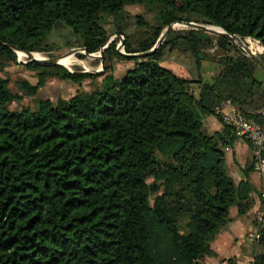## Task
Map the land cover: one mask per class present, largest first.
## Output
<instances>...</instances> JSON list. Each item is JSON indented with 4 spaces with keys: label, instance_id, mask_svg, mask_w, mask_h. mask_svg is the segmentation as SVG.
Instances as JSON below:
<instances>
[{
    "label": "trees",
    "instance_id": "trees-1",
    "mask_svg": "<svg viewBox=\"0 0 264 264\" xmlns=\"http://www.w3.org/2000/svg\"><path fill=\"white\" fill-rule=\"evenodd\" d=\"M129 4L143 11L130 15ZM104 14L125 52L149 50L179 20L264 46V0H0V70L17 62L12 45L51 51L55 28L99 50L109 35ZM213 47L218 67L207 77L203 60ZM173 49L192 57L193 74L159 62ZM257 56L264 62V50ZM121 58L133 64L117 75L113 62ZM100 60L99 72L28 60L37 79L16 78L18 91L0 74V264H207L229 207L242 209L251 189L226 169L234 131L214 106L230 98L246 116L258 115L257 61L229 35L189 26L171 27L144 55L121 52L113 39ZM51 76L89 77L92 87L11 106ZM210 113L222 130L205 129ZM257 245L254 264H264V218Z\"/></svg>",
    "mask_w": 264,
    "mask_h": 264
},
{
    "label": "rangeland",
    "instance_id": "rangeland-1",
    "mask_svg": "<svg viewBox=\"0 0 264 264\" xmlns=\"http://www.w3.org/2000/svg\"><path fill=\"white\" fill-rule=\"evenodd\" d=\"M126 8H127V12L130 15L136 12L143 11V6L139 4H129L126 6ZM151 16H152L151 13L147 14V17L151 18ZM127 19H128L129 29L130 28L135 29L136 26L133 23V20L130 19V16H128ZM102 20H103L104 25L108 29L109 41L115 39L117 49L124 51V47L122 44L123 35L119 34L118 32L114 30V25L112 24L111 17L107 14H104L102 17ZM207 25L215 27V28H219L216 25H212V24H207ZM182 26H186V25L181 22H177V21L172 23V27H182ZM166 27L167 26L163 28V31L160 33V35H163V33L166 30ZM49 40L54 43L53 44L54 48L51 51L31 50L32 53H34L32 55L36 57H49V56H56L57 58L60 57L59 62H60V59H66L69 57L70 60L67 63H61V64H63L70 70L77 69V70H84V71L89 70V71H97V72L102 70V62L100 60L101 56L99 55V51L97 50L94 52V53H97L98 56H92V55L85 53L84 49L77 45L78 44L77 39L71 31L55 28L51 32L49 36ZM232 40L236 44H238L242 49H244L243 46L248 47L256 55L258 52L263 51V50H258L257 46L251 47V44L254 45L255 40L251 38L250 36H244V37L236 36L235 38H232ZM166 49H168V46L166 47ZM18 50H21V52H19ZM15 52H16L17 62L7 65L3 70H0V74L8 76L11 79L9 86L12 88L13 91H18L17 87L14 85V80L16 78L25 77L31 82H35L37 77H36L35 69L30 68L26 65V62L29 60L31 55L30 54L28 55L27 52H25L22 49H15ZM78 52H83L85 53V55L80 56L78 55ZM209 53L213 54L212 59L207 58L203 60L204 64H203V71H202L203 74L207 77L211 75V73H213V70H216L215 69L216 67H218L217 61H215L217 50L214 47L210 48ZM159 62L168 67L176 65L177 70H181V71L185 70V72H187L188 75L192 73V69L194 67L192 57L188 56L187 54L185 55L181 54V52H179L177 49H173L172 51L165 50L163 58ZM132 64H133L132 58H121V59L114 60L113 69H114L115 74L120 75L124 71L125 68H127L128 66ZM256 74L257 76H260L261 78L264 79V67H261L258 64ZM100 78H101L100 74L95 76V79H100ZM91 87H92V80L89 77L83 78L80 81H73L70 79L51 76L47 78L44 85L39 88L38 92L35 95L25 94L23 95L20 101L18 102L13 101L11 106H20L22 104L33 106L35 104V100L37 97L48 96L54 100L58 97H68L72 93H74L77 89L89 90ZM261 185H263L264 187V184H261ZM253 221H254V224L258 223L256 219ZM252 243L253 245H250L249 247L251 250L250 253H253V251H256L258 249L257 242L252 241ZM241 258L242 256L240 258H237L238 260L236 262L237 264H244L243 262L246 259L240 260Z\"/></svg>",
    "mask_w": 264,
    "mask_h": 264
},
{
    "label": "crops",
    "instance_id": "crops-1",
    "mask_svg": "<svg viewBox=\"0 0 264 264\" xmlns=\"http://www.w3.org/2000/svg\"><path fill=\"white\" fill-rule=\"evenodd\" d=\"M171 68L179 74L188 75L185 70H177L176 65L171 66ZM229 108L230 105L223 101L222 110L227 111ZM202 121L205 129L209 132L223 129L222 121L216 114H205ZM224 151L225 166L228 173L232 175L235 182L239 180L248 181L251 184V189L248 191V198H244L242 209L239 210L237 204L229 207L231 220L211 240V247L215 250L216 255H206L204 260L207 264H237V258L242 256L240 260L246 259L243 263L247 264L255 251L250 253L249 247L253 245L252 241L254 242V240L248 239L245 232L257 225V223L254 224L253 220L256 219L258 222L259 215H264L262 208L264 196L261 194L262 182L253 172V152L248 139L234 133L232 141L226 144Z\"/></svg>",
    "mask_w": 264,
    "mask_h": 264
},
{
    "label": "built area",
    "instance_id": "built-area-1",
    "mask_svg": "<svg viewBox=\"0 0 264 264\" xmlns=\"http://www.w3.org/2000/svg\"><path fill=\"white\" fill-rule=\"evenodd\" d=\"M253 38V37H251ZM257 44L258 50H264V46L256 38H253ZM262 94L264 95V82L262 84ZM224 103L230 105L229 110H222V103L215 104L216 112H219L225 122L230 124L234 133L239 136L246 137L253 152L252 168L257 178L264 184V104L257 109L256 117H248L239 108H237L230 98L224 99ZM261 194L264 196V187L262 185ZM263 215H259L257 225L248 229L245 236L257 242L261 234L263 224ZM247 264H254V255L249 258Z\"/></svg>",
    "mask_w": 264,
    "mask_h": 264
},
{
    "label": "water",
    "instance_id": "water-1",
    "mask_svg": "<svg viewBox=\"0 0 264 264\" xmlns=\"http://www.w3.org/2000/svg\"><path fill=\"white\" fill-rule=\"evenodd\" d=\"M177 22H181L183 24H185L186 26H189V27H192V28H202V29H207L209 31H213V32H219V33H224V34H227L229 35L230 37L232 38H235L236 35L235 34H230V33H227L225 30H223L222 28H215V27H212V26H209L205 23H202V22H196V21H193V20H188V21H177ZM172 27V24H169L167 25L166 27V30L165 32L163 33V35H160L156 42L153 44V46L147 50V51H138V52H125V51H121V52H124L126 54H130V55H144L150 51H152L163 39L164 35L166 34V32ZM117 32V31H116ZM109 39H107L102 45H101V48L98 50L99 51V55L101 56L102 55V50L109 44ZM123 44V42H122ZM14 47V49H20L18 48L17 46L15 45H12ZM243 48L245 49V51L247 52L248 55H250L251 57H253L257 63L261 66V67H264V62L251 50L249 49L248 47L246 46H243ZM84 49V52L89 54V55H92V56H98L97 53H94V52H89V51H86V48H83ZM24 50V49H22ZM25 52H27V54L31 55L29 60L31 59H35V60H38V61H43V62H56V63H61L57 60V57L56 56H49V57H36V56H33L32 55V51L30 50H24Z\"/></svg>",
    "mask_w": 264,
    "mask_h": 264
},
{
    "label": "bare ground",
    "instance_id": "bare-ground-1",
    "mask_svg": "<svg viewBox=\"0 0 264 264\" xmlns=\"http://www.w3.org/2000/svg\"><path fill=\"white\" fill-rule=\"evenodd\" d=\"M256 46H257V44H255V43H254V45L251 44V47H256ZM18 51L21 52V50H18ZM32 54H34V53H32ZM59 58H60V57L57 58L58 61H59ZM69 60H70V58L68 57V58H66V59H60V62H61V63H67Z\"/></svg>",
    "mask_w": 264,
    "mask_h": 264
}]
</instances>
